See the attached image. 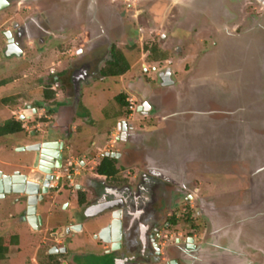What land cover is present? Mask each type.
<instances>
[{
    "label": "flooded vegetation",
    "instance_id": "af4514ba",
    "mask_svg": "<svg viewBox=\"0 0 264 264\" xmlns=\"http://www.w3.org/2000/svg\"><path fill=\"white\" fill-rule=\"evenodd\" d=\"M212 1V10L221 15L219 28L205 12L176 0L0 1V63L12 59L40 62L37 84L42 91L55 92V98L43 99L41 106L25 103V108L31 107L25 117L32 115L37 122L25 134L33 131L38 137L42 125L52 130L60 119L72 122L67 128L59 125L62 130L57 140L64 145L61 170L43 172L40 156L35 166L34 153H28V163L2 162V176L17 174L20 186H26L30 172L47 183L36 198L12 189L0 199L5 216L0 230H6L1 238L11 237L15 239L12 244L20 247L22 231L39 236L36 243L31 242L33 255L21 264H69L67 253L50 254L53 248L72 247L73 240H57L63 228L77 226L86 234L98 225L110 224L104 238H115L118 247L150 257L154 264H196L199 247L212 230L204 205H213L230 217L228 210L248 201L250 178L243 162L188 159L190 153L199 152L198 142L190 146L192 138L177 133L194 118L192 107L181 117L177 115L179 104H192L193 98L187 97L193 94L192 81L197 76L210 79L207 88L212 85L227 96L240 86L218 73L229 68L230 74H240V81L247 79L245 86L239 81L243 87L253 85L257 90L245 103L264 106V0H219V5ZM237 7L240 14L235 12ZM225 24L240 35L238 41H234L236 36L228 40L220 34ZM241 53L246 56L239 57ZM115 68L119 75L109 74ZM98 85L106 94L112 88L118 91L113 98L118 108L110 118L108 134L104 133L109 149L99 158L93 150L97 133L90 112L82 115L85 131H91L88 137L81 125H75L82 98L95 97ZM121 95L128 107L117 103ZM12 96L16 102L23 99L19 94ZM232 103L204 101L211 119L234 124L239 117ZM22 117L10 119L24 122ZM253 129L264 134V123ZM105 158L113 162L108 176L98 171ZM29 207L36 211L37 230L28 223ZM10 227L12 233L7 230ZM94 235L87 238L92 240ZM17 251L21 254L22 247ZM253 252V260L264 263L263 253Z\"/></svg>",
    "mask_w": 264,
    "mask_h": 264
},
{
    "label": "water",
    "instance_id": "95a60500",
    "mask_svg": "<svg viewBox=\"0 0 264 264\" xmlns=\"http://www.w3.org/2000/svg\"><path fill=\"white\" fill-rule=\"evenodd\" d=\"M1 1V0H0ZM26 2L33 0H23ZM206 1V0H205ZM212 1V0H210ZM224 0H220L222 2ZM182 6L191 7L194 10H199L205 12L208 16L215 20L218 28L223 24L220 22L221 15H217L213 11L212 4L213 1L205 5L204 0H176ZM219 5V0H215ZM220 34L228 36L227 39H232L231 36H236L234 41H238L241 37L239 34L235 35V32L230 29L228 25L225 24L223 31H219ZM242 36V35H241ZM230 37V38H229ZM242 52V51H241ZM235 55V54H234ZM241 58L246 56V54H240ZM243 55V56H242ZM251 55V54H247ZM238 57V55H236ZM224 68V67H223ZM229 68H224L218 70V73H225V76L231 77L236 84L240 86L229 93L227 96L222 94L219 88H215L209 83L208 79L204 77H196L192 81L193 94H188V97L193 98L192 104L184 103L179 104L178 117L185 113L186 109L193 108L194 118L192 121L187 122L186 125L180 126L178 135L182 136L185 133L192 138V145L195 146L197 143L198 153H190L188 159H195L207 156H216L221 160L238 158L244 160L245 158L251 159V191L248 201L242 206L236 207L228 210L230 217H225L223 212L218 210L213 205H204L206 217L210 220L212 225L210 238L202 243L199 247V257L196 264H264L255 262L252 256L248 253L249 250H259V244L264 241V134L257 133L253 128L257 123H264V106H254L246 104L245 100L253 96L254 91L252 89L253 85L248 88L245 86L244 78L240 81V74H230ZM234 71V70H233ZM235 72V71H234ZM253 72V71H252ZM244 76V75H243ZM238 79V80H236ZM252 78H250L251 80ZM212 80V79H211ZM241 82V85L239 83ZM252 84L254 81H251ZM214 87V88H213ZM132 92L140 94L139 91L133 87L130 88ZM190 91V93H191ZM255 96V94H254ZM184 98V99H187ZM207 98L215 99L219 103H227L229 100L231 102L239 104L231 105L238 110V119L234 124H230L224 121L217 122L210 118V113L206 111L204 101ZM31 107L28 106L23 112L22 120L25 121L27 118L31 119L32 115L28 116ZM259 110V112H258ZM37 111V110H35ZM263 115V116H262ZM125 123V122H124ZM54 129L43 131L38 137H36L37 142L19 148V152L34 153L35 155V166L37 164V159L40 156L41 160V170L47 174L53 173L54 170L62 169V150L64 148L63 143L59 142L58 136L61 133L62 127L56 125ZM121 129L118 128V132ZM124 135V134H122ZM217 150V154L214 151ZM107 157H114L113 154L106 153ZM15 176L4 175L0 172V199L3 197L4 193L13 192L16 194H24L27 197L36 198L42 193L43 188L47 187V183L44 180L38 179L33 172L27 175L26 186H20V179ZM48 180H52L53 176H48ZM47 180V181H48ZM34 187V190L30 188ZM31 204L29 203V206ZM88 209L87 212H90ZM101 213V212H100ZM98 212L97 215L100 214ZM28 223L35 227L37 222V216L35 209L29 207L28 209ZM95 215H89V217H94ZM37 230L38 228L35 227ZM111 229V224L107 226L98 225L96 229L87 231L86 234H82L77 226H68L62 229V232L57 240L59 239H70L73 241L81 240L86 242L90 239L87 237L91 234H95L92 241H100L101 244H96V247H100L103 250V255L110 256L112 258L111 264L113 262H119L120 264H154L150 257H141L134 250L130 248H123L122 246H117V240L115 238H104V235L108 234ZM84 236L82 237L81 236ZM254 241L253 246L250 244ZM109 247L108 251L106 249ZM67 248L64 246L63 249L58 250L53 248L50 254H66ZM263 253L264 251L259 250ZM122 256V258H118ZM195 264V263H194Z\"/></svg>",
    "mask_w": 264,
    "mask_h": 264
},
{
    "label": "rangeland",
    "instance_id": "374dc122",
    "mask_svg": "<svg viewBox=\"0 0 264 264\" xmlns=\"http://www.w3.org/2000/svg\"><path fill=\"white\" fill-rule=\"evenodd\" d=\"M238 9H239L238 7L235 8V12H237V14H240ZM19 61L20 60L12 59L11 61H8V64L6 62L0 63V83L2 82L0 84V125L4 124L8 119H10L13 116H16L18 118L19 114H23L24 112L23 110L26 109L25 108L26 102L28 104L35 102L36 106H41L43 105L44 102L43 91L40 89L38 85L39 83L37 84L38 77L40 74L39 69L42 67V65H40V62L38 61L31 60V62L28 61L27 63H23ZM134 61L135 60L133 58H130L129 62L133 64ZM99 88H100L99 85L96 88H94L95 89L94 95H96L95 97L88 96L87 98V96H84V98H82L81 100L80 111H79L80 119L76 121V125L82 126V128L84 129L83 134L85 135V137H88L91 132L88 129H86L85 131V126L82 119L83 117L82 115H84L85 112H90L89 114L92 120L91 124L95 126L96 131L104 130V133L108 134V131L112 125V121L110 120V118L113 115V112L118 108L115 104V101L113 100L114 95H116L118 91L112 88L110 94L109 93L106 94V92L100 91ZM15 94H19V96L23 99H20L18 102H16L15 101L16 97L12 96ZM10 96H12L11 98L8 99L10 100V102L6 103L5 101L7 100L4 99H7V97ZM107 98L111 99V101L107 102ZM24 122H25L26 130L33 129L37 123L33 119H28V118ZM63 122H65L63 123L64 127L66 128L69 127L68 122L66 121ZM42 126L44 127H40V129H38L40 133H43L44 130H47L45 129V125ZM95 139L97 140L98 137L96 136ZM34 140H36V136L35 134L33 135V131L29 133V136L23 133L20 135L6 136L4 138H0V168H3L2 162H7L10 164L17 163L18 161L21 160L24 163L30 162L31 155L28 153L19 152L18 149L24 147L25 145H27L28 143ZM105 143H106V138L99 143L97 142V147L95 148L93 147L94 148L93 150L95 151L94 153L99 152V149L101 148L102 144ZM214 153L217 154V150H215ZM199 158L201 159L206 158L207 160H211V161H223L217 158L216 156H207V157L199 156ZM227 161L243 162L244 165L247 166L248 169L247 174L250 178V184L247 190L249 196L252 186L251 159L245 158L244 160H240L235 157L233 159H227ZM220 211L222 210L220 209ZM224 214L225 212H223V215ZM4 217L5 216L1 214V218L4 219ZM8 221L12 225V221L10 220ZM11 228L12 227L8 228L7 230L11 231ZM5 232L6 230L4 229L2 231L0 230V239L5 234ZM12 232L13 231H11V233ZM21 234H22V242L20 243V247H22V253L19 254L17 251V248L20 247L15 246V244L14 245L10 244L9 246L10 251L8 253L7 258L5 257L6 259L0 260V264H21L22 262L28 261L29 258L33 255V247L31 246V242L34 241L33 243H36L37 240H39V236L30 237L28 233H25L23 231ZM71 239L73 240V238ZM13 241L15 242V239H13ZM4 242L5 241L1 240L2 244ZM252 243H254L253 239L250 243L253 246ZM71 246L75 248L77 252L78 251L80 252L79 254L74 253L73 256H69L67 258L69 264H111L112 258L110 256L103 255L102 248L96 247L95 242H92L91 245H86V239L85 241L75 239L71 244ZM84 249L87 250L88 252L87 254H84ZM259 250L264 251V241L263 243L259 244ZM254 252L253 250L248 251V253L251 256L253 255ZM258 253H262V252H258ZM256 258L258 257L256 256Z\"/></svg>",
    "mask_w": 264,
    "mask_h": 264
},
{
    "label": "trees",
    "instance_id": "16d2710c",
    "mask_svg": "<svg viewBox=\"0 0 264 264\" xmlns=\"http://www.w3.org/2000/svg\"><path fill=\"white\" fill-rule=\"evenodd\" d=\"M125 65L126 67H128V64L125 61ZM126 68L122 69L125 70ZM120 71L117 70V68H115V70L113 71V69H110V73L111 75H119ZM44 94V99L46 101H52L55 98V92L54 91H50V90H44L43 91ZM117 103L120 105V107L124 108V107H128V104L126 102V98L125 96L121 95L119 96L117 99ZM10 102V100L5 101ZM120 116H122V114L120 113ZM64 121L69 123V126H71V119L69 118H65L63 119ZM41 122H46V120L44 118H42ZM26 132V128H25V123L22 122L19 119H10L8 121H6L3 125H0V137H5V136H9V135H20ZM111 167H113V162L112 160H110L109 158H105L102 162V166L99 168V173L102 176H108L110 174V169H112ZM84 201V199L82 200V202ZM1 240L5 241L3 244L1 243ZM13 243V238L8 237V238H1L0 239V259L4 258L5 254L7 253L10 244Z\"/></svg>",
    "mask_w": 264,
    "mask_h": 264
},
{
    "label": "crops",
    "instance_id": "0c3cea01",
    "mask_svg": "<svg viewBox=\"0 0 264 264\" xmlns=\"http://www.w3.org/2000/svg\"><path fill=\"white\" fill-rule=\"evenodd\" d=\"M63 121L64 120H61L60 119L58 121V124H56V125H63V123H65ZM75 125H74L73 128H75ZM96 133H97V137H98V139H97V142L98 143L101 142V141H103L105 139L104 130H102V131L98 130V131H96ZM108 149H109V146L106 143L105 144H102L101 148L99 149V152H97V157L99 158L100 155L104 154ZM0 213L2 214L1 207H0ZM1 214H0V225H1V222L3 221V219L1 218ZM92 242H93L92 240H88L86 242V245H91ZM69 251L73 253L72 256L74 255V253L79 254V252H80V251L77 252V250L75 248L71 247L70 250H68L66 257L71 256ZM87 253H88L87 250L84 249V254H87Z\"/></svg>",
    "mask_w": 264,
    "mask_h": 264
},
{
    "label": "built area",
    "instance_id": "2783aa9c",
    "mask_svg": "<svg viewBox=\"0 0 264 264\" xmlns=\"http://www.w3.org/2000/svg\"><path fill=\"white\" fill-rule=\"evenodd\" d=\"M130 103H131V106H130V107L133 108V106H134V100L131 99V100H130Z\"/></svg>",
    "mask_w": 264,
    "mask_h": 264
}]
</instances>
